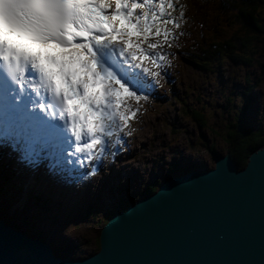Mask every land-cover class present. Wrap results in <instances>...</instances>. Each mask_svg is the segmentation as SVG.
<instances>
[{
  "label": "snow or ice",
  "instance_id": "obj_1",
  "mask_svg": "<svg viewBox=\"0 0 264 264\" xmlns=\"http://www.w3.org/2000/svg\"><path fill=\"white\" fill-rule=\"evenodd\" d=\"M182 19L173 0H0V148L66 186L90 178L92 168L98 173L106 138L119 144L134 115L120 111L123 97L139 101L155 91L141 73L158 81L168 58L155 50L172 46ZM29 83L46 94L39 112ZM235 111L239 120L242 106ZM119 153H111L113 163Z\"/></svg>",
  "mask_w": 264,
  "mask_h": 264
},
{
  "label": "rangeland",
  "instance_id": "obj_2",
  "mask_svg": "<svg viewBox=\"0 0 264 264\" xmlns=\"http://www.w3.org/2000/svg\"><path fill=\"white\" fill-rule=\"evenodd\" d=\"M262 1L263 6L256 5L255 9L247 7V12H253L264 19V0ZM173 3L181 6L183 11V19L179 20L180 27L172 28L176 39L171 42V47L165 45L162 49L155 50L162 51L167 56V65L161 70L158 81H154L151 76L146 77L151 84L157 85L156 92L160 97L155 94L156 92L147 89L152 93L151 98L147 96L145 99L147 100L146 111L137 119L141 135L138 147L123 149L124 146L121 144L120 153L117 156L121 157L122 161L128 159V163H125L123 167L117 163L115 167L116 161L104 162L105 167L103 164L101 167L104 168L93 180L87 182L86 190H82V193L89 197H93L96 193L93 187L103 186L104 189L115 194L117 205L120 201L130 200H133L132 203L135 204L143 197V192L148 185L154 184L159 188L169 178L193 168L213 169L216 156H224L228 153L229 145L226 140L228 128L237 123L235 109L241 106L240 118L244 127L256 131L264 129L262 45L252 47V50H259L261 53L252 55L251 66L250 64H233L229 59L221 63L199 62V66L194 65L190 62L192 53L188 52L189 45L210 41L215 35L224 36L233 33L241 35V24L236 18H230L229 21L228 16H218V7H215L216 12L214 10L195 12L193 0H173ZM172 15L178 18L180 13L173 12ZM227 23L230 24L229 30H226ZM141 74L144 76L143 73ZM153 99L157 100L156 103ZM189 109L198 111L203 116V121L200 122L202 126L193 118ZM212 148L216 155L212 154ZM2 161L5 162L3 157ZM30 173L32 172L28 175ZM85 178L89 179V177ZM20 185L23 191H27L25 183L21 181ZM45 186L46 184L39 190L49 200L45 196L43 198L39 196L40 194L34 197L35 194L29 191V198L21 196L23 200L28 201L27 210L32 213L22 211L21 203L24 204L26 201L15 200L11 206L7 204L10 199L0 195V219L14 229L17 226L21 228L18 231L29 239L38 240L33 236L44 234L47 228L46 232L51 231L52 228H58L62 234L56 230L57 235L55 237L52 234V241L60 244V249L55 248L61 252L59 258L80 260L97 253L100 248L101 229L104 223L113 217L119 205L114 206L113 203L111 206H95L94 202L84 203L81 200V204H84L78 206L77 214L75 208L73 210V207L69 208L56 202L58 197H64L63 193L54 196ZM75 186L81 188L83 184L81 182ZM6 187L7 184L1 185L0 193L2 188ZM91 190V193L88 192ZM95 199L98 205V198L94 196ZM5 204L9 206L7 208L17 209L18 211L14 210V212L18 215L13 218L4 213L3 205ZM88 205L90 209L86 210ZM65 207L73 210L74 213L71 215ZM10 214L14 215V213ZM93 217L97 218L93 219ZM48 219L49 221L44 223V220ZM45 236L47 237V234ZM50 248L53 249V246Z\"/></svg>",
  "mask_w": 264,
  "mask_h": 264
},
{
  "label": "water",
  "instance_id": "obj_3",
  "mask_svg": "<svg viewBox=\"0 0 264 264\" xmlns=\"http://www.w3.org/2000/svg\"><path fill=\"white\" fill-rule=\"evenodd\" d=\"M264 146L244 169L227 153L120 209L87 259L56 257L0 221L4 264H261L264 258Z\"/></svg>",
  "mask_w": 264,
  "mask_h": 264
},
{
  "label": "bare ground",
  "instance_id": "obj_4",
  "mask_svg": "<svg viewBox=\"0 0 264 264\" xmlns=\"http://www.w3.org/2000/svg\"><path fill=\"white\" fill-rule=\"evenodd\" d=\"M144 63H145V65L147 67L153 68V65H152L151 61H145ZM141 76L148 83H150V81L148 79H146V77H144L142 74H141ZM153 86L155 87V91L154 92L158 91L157 85L153 84ZM146 91H147V89H146ZM151 93L149 91L148 97H150V98H151ZM155 94L158 97H160V95L157 92ZM145 99L146 98L140 99L139 101H137V100L129 98L127 96L123 97L124 103L122 104V106L120 108V111H123L125 113H134V115L130 119L132 122L129 120L127 127L124 129V131L122 133H120V136L122 137V140H121V142L119 144H117L115 142V137L106 138V139H108L110 141V146H109V149H108V153L105 154V156L103 158L101 166L104 164V162H108V161H112L113 160V157H112L111 153L114 151L115 148H117V147L120 148L121 144L124 146L123 149H130V148L138 147L137 145H138V143L140 141L141 135L139 134V125H138L137 119L143 112L146 111V102H147V100H145ZM41 100L42 101L44 100V95H41ZM153 101L156 103L157 100L153 99ZM29 106L32 109L31 104ZM130 144L132 146H130ZM72 151H74V148L72 149ZM122 153H125V152L122 151ZM65 156H67V153H65ZM2 157L4 158L5 162L2 161ZM106 157H109V158H106ZM115 161H116L115 162V167H116L117 163L121 164L122 167L124 166L125 163H128V159H126V161H122L121 157H118V156L115 157ZM119 161H120V163H119ZM69 166L71 167V165H69ZM104 167H105V164H104ZM104 167H101L100 170L103 169ZM91 171L93 172V175L89 179H86V178L84 179V181L82 182L83 186L81 188L80 187H76L75 185L74 186H66L65 184L57 183L54 179H52L51 177L46 175L45 174V170H44L43 167L40 168V169H37L34 172L29 171L26 168H23L20 164H18L16 162V154L15 153L10 152L7 147H2V148H0V188H1V185H4V184L5 185L7 184V187L6 188H2V192L0 193V195H3L4 198L7 196L10 199L7 202V204L12 206V203L15 200L16 201L23 200L22 199L23 196L29 198L28 191L29 192H33L35 194L34 197L40 194L39 196H41L43 198V196H45V194L39 189L41 187H44V185L46 184L45 187H48L50 189L51 193L54 194V196H56L57 194L63 193L64 197L63 198L62 197H58L56 202H60V204H63L64 206H69V208L73 207L72 208L73 210L75 208L76 211H77V214L79 213L78 206L79 205L83 206L84 203H88V202H90V203L94 202L95 206H111V205H113V203H114V206L115 205L118 206L119 204L117 205V203L115 201L116 200L115 199L116 198L115 194L112 193V192H109L107 189H104L103 186H101L99 188L93 187L94 191L96 190L95 191L96 193H94L93 197H89L88 195L82 193V190L83 191L86 190L85 187L87 185V182L93 180L94 177L97 174L95 172V169L94 170L91 169ZM29 172H32V173H30L28 175ZM133 172L134 171L132 170V173ZM21 181L27 185V188H26L27 191H23L22 190V186L20 185ZM102 185H103V182H102ZM9 189H10V191H9ZM88 192L91 193L92 190L88 191ZM94 196H95V198H98V205L96 203V199L94 200ZM47 199L49 200V198H47ZM2 200H4V199H2ZM81 200H83L84 203L81 204V202H82ZM23 201H26V202L24 204L21 203L22 211H25L27 213H32L31 211L27 210L29 208L28 201L26 199L23 200ZM37 201H39L38 198H37ZM7 204L3 205V207H5V208H3L4 209V213H6L8 216L10 215L13 218L16 217L18 214L16 215L14 210H16V211H18V210L15 209L14 207L13 208L12 207L11 208H7V207H9V206H7ZM69 208L65 207L67 212L71 213V215H72L74 213V211L69 209ZM89 209H90V206L88 205V207H86V210H89ZM81 210H83L82 207H81ZM118 210L116 211V213L118 212ZM0 212H1V210H0ZM10 213H14V215H12ZM42 213H44V212H42ZM115 214L113 216H115ZM31 216H32V214H31ZM95 218H97V217H93V219H95ZM110 220H107L104 223V226H106L109 223ZM0 221L4 224V226L10 227V226L6 225L4 220L0 219ZM44 221H45L44 223H47L49 221V219L48 220H44ZM104 226H103V228H104ZM17 227H15L16 229H14L12 227H10V228L13 229V230L21 229V228H19V227L17 228ZM30 229H32V228H30ZM53 229L54 228H52L51 231L46 232L48 230V228H47V230H45V232H43L44 234L40 233V234H37V235L33 236V237L37 238L38 240H36V239H31V240L40 242L41 244L46 246L48 248V250L51 251L54 256L61 257L60 250L55 249L56 247L60 249L61 248L60 244L52 241V238H53L52 234L56 237L57 231L59 232V234L61 232H60V230L58 228H55L54 230ZM102 229H101V231H102ZM45 234H47V237L45 236ZM100 234H101V232H100ZM44 241H45V243H43ZM48 244L50 246H53V249H51ZM99 245H100V236H99ZM99 251H100V248H99ZM97 253H95V254H97ZM95 254H93L92 256H94ZM83 259H87V258H83ZM67 260H69V259H67ZM69 261H74L75 262L77 260H69Z\"/></svg>",
  "mask_w": 264,
  "mask_h": 264
},
{
  "label": "trees",
  "instance_id": "obj_5",
  "mask_svg": "<svg viewBox=\"0 0 264 264\" xmlns=\"http://www.w3.org/2000/svg\"><path fill=\"white\" fill-rule=\"evenodd\" d=\"M196 7L195 12L215 11L218 7L217 14L221 17L236 18L241 29L238 33L226 34L224 36L215 35L212 40L207 42H198L189 45L188 52H191V63L199 66L202 63H218L229 59L233 64L249 65L253 56L261 53L259 50H252L255 45H262V55H264V19L253 12H247V7L252 9L256 5H262V0H193ZM235 14V15H233ZM230 29V24H226ZM189 54V53H188ZM253 63V62H252ZM250 64L249 66H251ZM190 111V109H189ZM193 118L202 126L203 116L198 111H190ZM240 118L234 126H230L227 132L228 153L239 169H244L247 164L249 155L257 149L264 146V129L253 130L244 127ZM213 155H216L214 149H211ZM177 169V168H176ZM157 185H148L143 192V196L153 194L157 191ZM133 200L128 202L120 201L117 209H126L132 205ZM116 209V210H117ZM115 210V211H116ZM114 211V212H115Z\"/></svg>",
  "mask_w": 264,
  "mask_h": 264
}]
</instances>
